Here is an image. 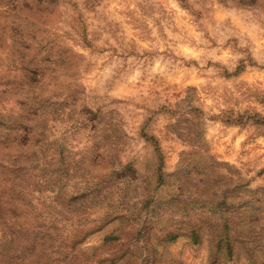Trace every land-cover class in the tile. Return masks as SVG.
<instances>
[{
	"label": "clouds",
	"instance_id": "clouds-1",
	"mask_svg": "<svg viewBox=\"0 0 264 264\" xmlns=\"http://www.w3.org/2000/svg\"><path fill=\"white\" fill-rule=\"evenodd\" d=\"M98 260L264 264V0H0V264Z\"/></svg>",
	"mask_w": 264,
	"mask_h": 264
},
{
	"label": "rangeland",
	"instance_id": "rangeland-1",
	"mask_svg": "<svg viewBox=\"0 0 264 264\" xmlns=\"http://www.w3.org/2000/svg\"><path fill=\"white\" fill-rule=\"evenodd\" d=\"M243 134V128L242 126L240 128H238L237 132L233 135V140L235 142L236 139H238L239 135ZM111 228L110 227H106L104 229V231H110ZM97 264H99V260L97 261Z\"/></svg>",
	"mask_w": 264,
	"mask_h": 264
}]
</instances>
